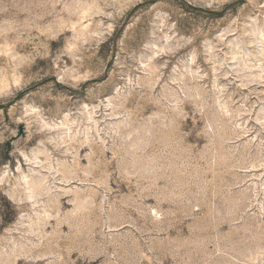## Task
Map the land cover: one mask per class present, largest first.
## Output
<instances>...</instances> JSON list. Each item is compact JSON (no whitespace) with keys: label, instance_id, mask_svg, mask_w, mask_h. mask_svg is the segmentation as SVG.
<instances>
[{"label":"rangeland","instance_id":"obj_1","mask_svg":"<svg viewBox=\"0 0 264 264\" xmlns=\"http://www.w3.org/2000/svg\"><path fill=\"white\" fill-rule=\"evenodd\" d=\"M0 264H264V0H0Z\"/></svg>","mask_w":264,"mask_h":264}]
</instances>
